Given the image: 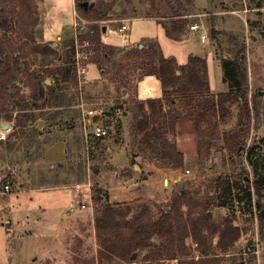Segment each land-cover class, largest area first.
<instances>
[{
	"label": "rangeland",
	"instance_id": "1",
	"mask_svg": "<svg viewBox=\"0 0 264 264\" xmlns=\"http://www.w3.org/2000/svg\"><path fill=\"white\" fill-rule=\"evenodd\" d=\"M35 1L38 12L34 36L37 43H53L57 54L47 64L42 55L34 54L32 42L20 34L17 0H0L8 20L14 23L7 32L0 28V46L16 49L22 71L36 70L55 85L56 93L47 94L37 101L41 108H34L47 120V130L70 131L78 138L81 113L73 55L66 41L74 36V9L86 18L76 10L74 0ZM44 2L50 4L47 16ZM259 2L260 8L256 7ZM175 9L189 17L182 39L168 36L156 17L147 18L158 14L168 19ZM123 22L128 28L121 31ZM196 23L204 29L205 41L190 28ZM89 25L94 32L90 34L92 55L85 95L88 100L107 102L110 111L118 108L108 121L111 136L91 139L92 148L82 135L83 141L77 139L75 146H69L62 163L50 166L42 158L45 139L51 136L45 133L47 130L38 129L37 120L34 125L18 127L15 120L0 119L10 126L7 138L0 141V264H101L95 227L99 205L93 201L97 195L102 204L129 203L133 213L142 211L153 219L166 212L173 214L174 198L187 196L188 204H182L181 211L193 207L199 213L206 207L216 224L232 216L234 224L242 229L224 264H264V0H116L104 19L90 20ZM104 25L107 34L102 32ZM155 40L165 56L175 57L179 64L198 54L208 65L209 94L200 98L173 92L175 101L165 99L156 112L158 122L149 124L148 130L176 143L183 152L184 165L180 168L161 156L154 133L145 141L136 128L138 106L146 101L139 99V94L149 98L162 93L158 77L144 75L152 59L136 51L138 46L143 50L155 46ZM97 47L106 53L101 65L92 62ZM240 52L247 65L249 108L223 81L222 60L239 59ZM23 91L32 101L29 89ZM227 92L230 99L222 106L218 95ZM19 99L16 96L8 106L14 116ZM59 100L67 104L53 105ZM234 130L243 132L246 139L239 150L229 143ZM187 168L197 170V175H185ZM223 177L229 178V183H220ZM256 180L261 195L254 193ZM7 182L10 189L4 191ZM63 207L67 214L61 211ZM72 207L77 210L72 212ZM217 239L215 236L214 244ZM185 245L198 257L197 244L190 236ZM149 254L144 248L136 251L131 261L116 259L114 264H176L180 259H147Z\"/></svg>",
	"mask_w": 264,
	"mask_h": 264
},
{
	"label": "trees",
	"instance_id": "2",
	"mask_svg": "<svg viewBox=\"0 0 264 264\" xmlns=\"http://www.w3.org/2000/svg\"><path fill=\"white\" fill-rule=\"evenodd\" d=\"M4 2V0H1ZM18 16L21 17L20 34L27 38L34 54L42 55V61L47 64L52 56L57 54V48L50 44L37 43L33 28L37 23V2L35 0H17ZM76 10L81 12L88 20L104 19L110 10L113 9L116 0L110 3L95 0H75ZM91 2H94L93 4ZM256 7H262V3H257ZM176 10V9H175ZM176 10L168 19L158 17V14H151L156 17L157 22L165 28L166 34L175 39H182L184 30L189 23L188 14ZM8 12L0 4V28L8 31L14 25L8 20ZM90 38V34L88 35ZM85 37V36H83ZM26 42V43H28ZM155 46L144 49L138 46L137 53H146L152 60L148 65V71L144 75H156L162 84L163 96L160 98H150L139 104V116L137 120V130L143 133L145 141H149L154 130H148L149 124L157 123L156 112L158 107L163 106L165 99L175 101L171 97L173 92L181 93L188 97H204L209 94L210 84L208 78V65L206 58L198 55H190L187 63L179 64L174 57H166L160 44L155 40ZM29 45V43H28ZM70 46V55L74 61V37L66 41ZM104 50V49H103ZM14 47L0 46V119L4 117L8 121L15 120L18 127L34 125L38 119L34 108H41L37 101L43 99L47 94L54 95L56 87L54 84H47L36 70L22 71L19 66L20 56L15 55ZM96 57L92 62L101 65V59L106 57V53L100 52V47L96 48ZM100 54V57H99ZM239 59H223L222 68L224 71L223 81L228 83L231 91L236 90L238 95L244 100L249 108L247 65L241 52ZM74 71V68H73ZM76 80L74 72V81ZM29 89L31 101L26 96L23 89ZM22 91V92H21ZM21 92V93H20ZM230 92V91H229ZM231 93V92H230ZM20 97L17 101L18 112L16 116L8 108L10 102L15 101V97ZM230 99V94L221 93L218 101L222 106ZM65 100L53 103L55 106H65ZM147 107L151 108L148 112ZM156 147L164 159L174 162V168L184 165V154L177 148L176 143L169 142L161 138L156 133ZM229 143H233L237 150L241 144L246 142L244 133L234 130L229 134ZM222 178V177H221ZM224 178V177H223ZM243 180L246 178L243 176ZM229 183V178L225 177L220 183ZM249 184V181H246ZM254 193L261 195L260 182L255 181ZM252 190H248L249 198H252ZM94 203L99 205L95 217V227L99 238V260L101 264H114L118 262H129L138 250L147 248L151 254L147 259L155 258H180L178 264H224L226 255L230 252L242 235V229L234 224V217L226 216L220 224L213 222L206 207L199 213L194 212L193 207L187 208L186 212L181 211L182 204H188V197L180 195L174 198L173 214L166 212L165 215L153 219L143 215L142 211L133 213V207L129 203L102 204V198L95 196ZM166 211V210H165ZM181 228L185 230L181 231ZM207 231V233H206ZM190 236L197 244L198 257L192 254L190 247L185 245V239ZM215 236H218L214 244ZM157 240L153 242V239Z\"/></svg>",
	"mask_w": 264,
	"mask_h": 264
},
{
	"label": "built area",
	"instance_id": "3",
	"mask_svg": "<svg viewBox=\"0 0 264 264\" xmlns=\"http://www.w3.org/2000/svg\"><path fill=\"white\" fill-rule=\"evenodd\" d=\"M90 20L83 19L77 12L74 15V61L73 68L76 76V94H77V106L81 112L82 125L85 131L86 143L89 147L91 139L103 140L110 138L111 129L109 125L110 118L113 117L114 111H118L117 107H113L114 110L110 111L107 107V102H100L94 100H88L85 95V84L87 83V77L89 72V63L92 51L89 48L92 45V41L89 38V34L94 32V29L90 28ZM128 28V23L123 22L120 26V30L124 31ZM190 28L196 31L201 40L205 41L206 33L204 29L200 27L199 23L192 24ZM85 36V37H83ZM111 105V104H109ZM8 136V131L0 129V141L5 140ZM185 175L195 177L197 170H191L187 168ZM10 183L7 182L3 185L4 191H9ZM85 205L82 204V207ZM178 264V261L177 263Z\"/></svg>",
	"mask_w": 264,
	"mask_h": 264
},
{
	"label": "crops",
	"instance_id": "4",
	"mask_svg": "<svg viewBox=\"0 0 264 264\" xmlns=\"http://www.w3.org/2000/svg\"><path fill=\"white\" fill-rule=\"evenodd\" d=\"M44 0H42L43 2ZM74 5H75V0H74ZM43 7L45 9V15L47 16L48 15V11L50 10V4L44 2L43 4ZM75 7V6H74ZM75 9H74V15H75ZM136 12V11H135ZM147 18H150V19H154L153 17H147ZM155 20V19H154ZM65 30V28L63 29V31ZM103 32V31H102ZM108 33V32H107ZM106 33V34H107ZM198 36L199 34L196 33ZM164 53V52H163ZM165 55V54H164ZM198 55V54H197ZM175 58V57H174ZM176 60V58H175ZM177 61V60H176ZM146 77V76H145ZM143 77V78H145ZM159 79V78H158ZM160 80V79H159ZM161 82V81H160ZM140 83V82H139ZM162 85V84H161ZM138 94H139V85H138ZM163 96V88H162V93L156 97H149V98H143L140 96L139 94V99H142V100H147V99H150V98H160ZM80 111V110H79ZM81 113V112H80ZM81 116V115H80ZM80 125L78 126L77 130H79L80 132H78V138H74L73 137V134L72 132L70 131H64V130H58L57 132H54V131H48V127H47V120L42 118V117H38L37 119V122H36V126L38 127V129L42 132L46 131L45 133L48 134L49 136H53V139L51 137H49V141L48 139L46 138L45 140H47V143H46V147L43 151V158L42 160L49 164L50 166H54L55 164L57 163H62L68 156L69 154V146L70 148L75 146V144L77 143V139H80L81 142L83 141V136H85V131H84V128H83V125H82V117H80ZM4 121H1L0 122V126L2 125ZM2 129V128H1ZM8 131V134H9V129L7 130ZM82 133V134H80ZM50 138L52 139L50 141ZM86 138V137H85ZM76 139V140H75ZM3 141V140H1ZM46 142V141H45ZM111 152L113 151L112 148H110ZM49 185L51 184L50 181H46ZM44 182H39L37 186H42V184H44ZM60 185H56L55 187H59ZM54 186H52L51 188H53ZM34 188V187H33ZM35 189V188H34ZM74 209V210H73ZM72 212H74L75 210H77V208H73L72 207ZM63 212V214H67L66 212V209H63L61 210ZM69 215V214H68Z\"/></svg>",
	"mask_w": 264,
	"mask_h": 264
},
{
	"label": "water",
	"instance_id": "5",
	"mask_svg": "<svg viewBox=\"0 0 264 264\" xmlns=\"http://www.w3.org/2000/svg\"><path fill=\"white\" fill-rule=\"evenodd\" d=\"M91 3L93 4L94 2H91ZM102 30H103V33L106 34L108 32L107 26L104 25L103 28H102ZM46 83L47 84H50L51 83V80L50 79H46ZM260 93H262V92H260ZM9 127H10L9 124L6 123V122H3L2 125H1V128L2 129H5V130H8ZM7 225H9L8 222H7ZM132 258H134V255L132 256Z\"/></svg>",
	"mask_w": 264,
	"mask_h": 264
}]
</instances>
